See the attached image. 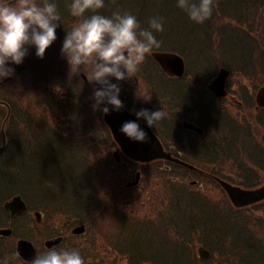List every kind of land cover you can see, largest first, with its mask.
Here are the masks:
<instances>
[{"label": "trees", "instance_id": "obj_1", "mask_svg": "<svg viewBox=\"0 0 264 264\" xmlns=\"http://www.w3.org/2000/svg\"><path fill=\"white\" fill-rule=\"evenodd\" d=\"M132 1L133 0H122L117 3L112 2L111 5L115 11L118 9L121 13L131 12ZM143 1L146 2L148 6L152 5L158 10V12L154 14H160L162 11H165V7L168 6L170 0ZM222 1L223 0H214L212 16L216 14L219 17V21L216 23L211 19L210 22L213 27L221 25V22H227L223 20L234 21V19L240 20V22H243L248 27L253 26L255 21L253 19H248V17L258 16L257 12L259 13L261 9L264 8L262 5L264 0H236V4L232 6L234 11H230L228 7H225L227 10L225 12L222 11L224 6L220 5ZM251 4H254L255 8H251ZM113 12L114 11H112V13ZM65 15L66 17L68 16V10L66 9ZM77 21L78 19L73 17L70 24H74ZM208 21L203 23L206 27ZM256 22H264V14L259 16ZM241 30H244V28H241ZM62 46L63 41L59 40L60 49H62ZM262 48L264 49V47L261 46L257 51H255V48H251L248 56H246L241 63L237 64L242 66V68L240 70L234 69V73L238 75H240L239 73L247 74L245 67L247 66L250 68L252 65V67L255 66L258 69L256 77L263 74L264 68H262V66H264V57L258 56L256 59L250 60L256 55L258 50H262ZM171 49L172 48L163 50L169 51ZM60 56L65 58L61 51ZM145 62L154 65L149 58L146 59ZM66 63L67 61L64 64ZM87 65L91 67L90 71L92 72V65ZM84 67L85 65L81 66V69ZM226 67L229 68V66ZM66 71L67 70L64 69L63 73L66 74ZM109 79L111 83L118 84V81L114 77H110ZM57 84L56 80L52 82V78L49 77L47 84L42 87L39 86L38 90L42 94H46L54 99L57 97V93L54 92L53 88H55ZM67 94L71 95L68 91ZM56 101L55 103L57 107H59V103ZM246 104L249 106H246ZM126 105L130 109L135 110L130 104ZM234 107L236 111H240L243 107L246 113H239L242 114V116L237 117L221 103V161L224 160L225 157L234 156L240 159V168L244 170L248 166L250 173L255 167H259L257 166V162L264 163V141L259 140L254 133H251L252 131L264 129V110L260 109L256 111L251 103L249 104L244 101L242 107H237L235 105ZM35 110L36 113L31 117L28 124V132L30 135L23 136L26 137L25 140L23 138L17 141V144H22L19 146H26L23 148V153H25L26 156L31 154L32 160L29 161L27 157L22 154L21 156H17V161H19L20 164V162L26 159L31 167L33 165L39 169L36 170L37 173L33 176L37 174L41 176L49 174L53 176L54 181L59 182V135L64 131L62 128H59V122L61 123L62 116L59 114V108L57 112L52 110L50 106L45 107L41 102L37 103ZM37 114L40 116H37ZM70 116V119L65 125V130L69 129L70 132H67L63 138L68 142H73L76 139L77 144H84V146L86 144L89 145L87 147H80L86 153H90V155L87 156L91 163L88 165L87 178L93 185L91 189L87 191L86 202L92 207L106 208L100 200H108L114 196L106 193V185L110 184L111 180H123L128 173L127 171H110L111 165L108 163L101 168L97 165L98 156L94 155V157H92V153H96L92 152L89 148L92 144H95L96 147H100V150L103 151L105 141L106 144L111 143L110 139L106 140L109 132L104 124L101 125V128L105 139L96 133L89 132L85 127L80 125V123L74 119V117H76L75 115L70 114ZM241 118L244 120L243 123H241ZM253 122H255L258 127L251 126ZM75 125L77 126L76 131H74ZM95 128L97 127L95 126ZM233 130L235 134H233ZM95 140L98 142L95 143ZM28 141L30 142V146L26 143ZM10 143L11 141H9L8 148L10 147ZM235 151L237 152L236 154L234 153ZM12 155L14 156V152H12ZM11 167L13 173L22 168L19 166L16 168L13 166ZM127 167L131 172H134L141 170L143 166L128 163ZM6 172L7 171L4 170L3 174ZM161 173L167 174L165 171H161ZM242 174L246 176V181L249 182L250 180L247 178L245 172L242 171ZM37 178L39 179V176H37ZM0 179H2L3 182L5 180L1 172ZM221 179L225 182H229L226 178L221 177ZM5 185L2 184V187L5 188H0L1 191L6 192L3 197L0 196V207L2 206V202L8 197L7 193L17 188H14V179L5 183ZM100 189H102V191H100ZM221 191L225 198L222 201L223 206L218 208H221V212L218 210L206 211L205 213L208 216L214 217L207 218L206 221L203 219V207L214 208L218 206L216 202L210 199V197L213 196L207 195L201 199L193 196L191 199H187L186 195H183V197L173 196L168 198V194H163L159 197L158 206L160 208L172 207L175 210L161 213L149 211L146 214L138 215L130 211L123 212L118 205H115L113 209L117 212L118 217L114 216L113 221L116 223L123 221L130 222L131 216L135 215L133 220L134 222L138 221L136 223L141 225L138 229V232H140L138 237L141 236L143 245L156 243L157 247H160V264H177L181 252H184L191 261V264H229V259L234 260L232 264H241L240 261L235 258L240 252L252 256L256 249V243L257 245L264 246V203L259 202L250 207L238 208L232 205L222 188ZM24 193L25 196L20 194L23 197H27V193ZM252 208L256 211V214L252 213ZM104 214L106 215L105 211L93 213V215L97 217L93 222L96 224L107 223V219L103 216ZM196 243L205 247L210 252V257L207 261L201 262L197 259L195 252ZM163 250H166L165 253H163ZM144 261L146 262L148 260ZM242 264H264V247H262L258 260L256 258H254V261L249 259L248 262Z\"/></svg>", "mask_w": 264, "mask_h": 264}, {"label": "rangeland", "instance_id": "obj_2", "mask_svg": "<svg viewBox=\"0 0 264 264\" xmlns=\"http://www.w3.org/2000/svg\"><path fill=\"white\" fill-rule=\"evenodd\" d=\"M120 1L122 0H104L105 7L101 9L104 16L111 17L112 11H115L111 3H117ZM54 2L57 4L61 17H65V9L67 10V5L71 3V0H54ZM176 4L177 0H170L168 2V6L165 7V11H162L160 14H154L157 13L158 10L155 9L152 5L148 6L147 3L143 0H133L131 2L132 10L129 13L135 15L141 26L145 28L148 27V22L152 17H163L164 31L162 33H154L156 39L162 42L160 48H172L179 54L182 59H185L188 63H197L200 67V69L198 70L203 75V72H211L214 66L215 59L210 53V48L218 47L219 51L221 52V63H217L215 68H217V66L219 65H221V67L229 66V68L226 67L230 71V76L227 78L226 81V87L232 89L233 93L238 97L240 101L248 102L249 104L251 103L252 107H254V93L260 85L264 84V73L260 74L259 77H256L258 69L255 66L252 67V65L250 66V68L247 66L245 67L247 74L239 73L240 75H238L237 73L235 74L233 70H240L242 68V66L237 64L241 63L245 59V57L248 56L249 50L251 48H255V51H257V49H260L261 46L264 47V22H256L257 18L264 14V8L261 9L259 13L257 12L258 16L248 17V19H253L255 21L253 23V26L250 27H248L243 22H240V20L238 19H234V21L223 20L227 22H221V29H219L217 34L218 41H215L214 36L207 33V27L204 24H198L193 22L184 11L176 7ZM235 4L236 0H223L220 3L221 6H224L222 11L225 12L227 11L225 7H228L230 11H234L232 9V6ZM262 5L264 6V3H262ZM250 7L255 8V5L251 4ZM72 18L73 16L70 14L68 8V16L63 19V25L67 27L65 31L66 33L67 31H71V29L83 19L82 17H74L77 18L78 21L74 24H70ZM211 18L216 23H218L219 17L216 14L213 15ZM240 27L244 28V30H241ZM65 36L66 34L59 32V40L64 41ZM59 40H55L54 44H51L46 49L43 58L37 57L36 48H30L29 55L24 60V62H22V64L32 69V73H35L36 75L37 73H39L38 71L41 70L43 72H47V75L55 79L54 74L59 73V69H65L69 66L67 59H65L66 57L63 58L60 56ZM214 44H217V47H214ZM258 52L250 60H254L258 56L264 57L263 48L262 50H258ZM213 53H216V51H214ZM217 54H219V52H217ZM66 61L67 63L64 64ZM53 62H57V65H55ZM262 68H264V66H262ZM86 71L90 72V70ZM29 72H31V70ZM192 74L193 72L190 73V76H192ZM157 76L164 78V76L156 66L144 61L139 66V70L137 73H135L134 77L122 80L127 81L126 84L128 87L125 88V91L122 93L124 101L132 100L137 105L138 103H141L142 108L148 109L149 111H154L151 106L145 105V101H147L148 104H151L153 106V101L155 97H160V100H162L161 94L157 91L160 86L166 89L167 94H172L173 92V88L169 84L163 83L159 85L156 81ZM209 79L210 78H208L207 81ZM70 80H72L71 77L67 75H59V94L68 88L72 91H75V86H71L68 84ZM122 81H118V85H120ZM29 83L32 92L36 91L38 87L35 84L33 78L31 82V76H29ZM131 87H134L135 90H133ZM167 103L168 101H165V104ZM246 106L249 105L246 104ZM228 110L232 113L234 112L237 117L242 116V114H239L240 112L236 111L234 108H228ZM163 111L166 113L165 119L171 120L170 110L165 109ZM211 113L212 110L209 106V103L206 101H195L194 107L189 108L187 110L188 116L200 118L201 120H207V115H210ZM172 120H177L176 112H173ZM243 121L244 120L241 118V123H243ZM158 125H160V122ZM251 126L258 127L255 122H253ZM59 128H61L60 125ZM66 133L67 132H64V134ZM251 133H254L259 140L264 141V129L252 131ZM233 134H235L234 130ZM162 141L166 144L169 143L171 141L170 133L164 131ZM97 142L98 141L95 140V143ZM28 143L30 142L28 141ZM89 148L92 150V152H96L95 155L98 156L97 165L102 164L103 161H109V157L112 158V151L111 154L108 155L107 153H105L104 150H100L101 148L96 147L94 144H92ZM234 153L236 154L237 152L235 151ZM22 154L23 146H19L14 150L15 157L21 156ZM2 160L4 163L0 164V172L2 173V176L5 178V180L3 182L2 179H0V188H5L2 187V184L5 185V183L13 179L14 188L17 187L16 189H12L10 190V192L7 193L8 197L6 199L16 194L21 195L25 194L24 192L28 193L29 198L24 197V199L27 200L29 207L30 205H33V202H36L45 205L52 210V212L49 214L50 218H45L49 219L48 221L50 225H59V223L62 222L59 215L56 214L57 212H59L60 207H55V205L51 206V202L54 199H58L56 195L51 193L59 192V183L69 182V186L67 187V189L61 187L62 191L59 192V194L69 193L72 199L74 195H77L81 200L85 199L87 201L86 195L89 183H87L84 179H80L81 177L88 175L87 169L89 163L87 162V153L82 148H76L72 143L68 141L59 139V182H56L54 181V178L49 177L47 181L37 183V186L40 191H44L47 194L35 193L37 187L35 186L36 184L33 183L34 172L30 163L27 160H23L19 165H16V162H12L13 155L11 152L5 154ZM11 166H13L14 168L18 166L22 168L13 173L11 171ZM257 166L259 167H255L253 171L249 173L248 166L244 170L240 168V159H237L234 156L225 157V159L221 161V177L228 179L231 184L242 188L256 187L258 185L260 186L264 183V163L257 162ZM4 170L7 171L5 174H3ZM242 171L245 172L247 178H249V182L246 181V176L242 174ZM167 176V174L163 175L162 173H152V177L156 178L154 179V182H158L159 179L162 178L167 179ZM73 180L78 181H75L76 183H73L71 182ZM183 182L184 183L182 184L188 186V179ZM124 185L125 183H123V186ZM206 186L207 183L204 184L203 188ZM207 187L208 189H210L211 196H213L210 197V199L218 204V206L214 208L222 207V201L225 199L222 191L221 198H218L220 197V194L215 192H213V194L211 193L212 191H214V187L212 185L211 187L209 185ZM5 194L6 192L0 190L1 197H3ZM48 194H51V197L53 199L50 197L43 198L44 196H48ZM179 196L183 197V195ZM138 204L139 203H134L131 206L135 207L138 206ZM37 208L39 207L37 206ZM141 208L142 210L140 211V213H138L139 215L144 212L150 211L153 208V205L146 203ZM159 209L160 213L163 212V208ZM66 210L67 209H63V211ZM251 210L252 213L256 214V211H254L253 208ZM24 217H27L26 220L28 223L32 222L30 221V217L28 214H26ZM4 218L5 217L2 215V212H0V223L4 221ZM23 219L19 222H23ZM136 222H134L133 218H131V221L129 223H135V225L133 226L140 228L141 225L137 224ZM114 228L115 227H113V229ZM14 229L15 236L22 237L25 235V226H23L22 224L16 223ZM156 247V243L141 245V249L146 254H153ZM262 247L264 246L257 245L256 243L254 255L250 256L240 252L235 258L239 260L241 264L248 262L249 259L254 261V258H256L258 260L262 251ZM229 260V264H232V262L234 263L233 259ZM177 264H191V261L184 254V252H181L178 257Z\"/></svg>", "mask_w": 264, "mask_h": 264}, {"label": "clouds", "instance_id": "obj_3", "mask_svg": "<svg viewBox=\"0 0 264 264\" xmlns=\"http://www.w3.org/2000/svg\"><path fill=\"white\" fill-rule=\"evenodd\" d=\"M104 7V0H71L70 14L84 18L67 31L61 53L67 59L71 73L77 74L81 66L92 65L87 79L101 86L94 90L92 107L108 114V107H100L104 103L115 110L124 107L119 99L118 84L111 83L109 78L122 81L134 77L146 56L161 46L162 42L154 33L164 31V18L152 17L145 28L129 12L121 13L117 9L111 17L99 14L98 10ZM176 7L193 22L203 24L212 16L214 0H177ZM88 11L94 14L85 17ZM60 21L54 0H0V80L14 74V69L6 65L9 62L21 64L28 54L26 46H35L37 57L43 58L46 49L57 39ZM135 115L145 119L150 128L166 118L163 109L152 112L141 109ZM120 131L133 140L148 141L147 133L136 122H125ZM0 264H8V258ZM30 264H85V260L79 250L53 247L38 254Z\"/></svg>", "mask_w": 264, "mask_h": 264}, {"label": "flooded vegetation", "instance_id": "obj_4", "mask_svg": "<svg viewBox=\"0 0 264 264\" xmlns=\"http://www.w3.org/2000/svg\"><path fill=\"white\" fill-rule=\"evenodd\" d=\"M21 84V81H19L18 89L17 85H7L0 88V102L9 108L10 104L8 101L13 103L15 107L18 103L17 107L19 108L22 98ZM25 90L26 82H24L23 104L29 107L31 98L28 93L26 94ZM228 94L231 93L229 92ZM230 96L233 95L231 94ZM17 97L18 101L16 100ZM25 117H28V111ZM18 130L22 131L20 128ZM35 212L33 213L35 214ZM39 214L40 217L36 218V222L23 225L25 226V239L32 245L33 248L30 246V250L35 252V257L55 247L57 250H79L85 260V264H137L140 261L141 256H137L130 263L127 255L118 253L115 247L120 246L121 243L114 239L117 234L112 235L110 242H104L99 239L101 235L99 232L96 230L90 231L89 225H85L82 231L74 233L73 229L78 226L70 224V220L59 223V225H56L54 231H49L48 226L50 225L44 222V215ZM59 217L62 220L60 211ZM7 227L9 226H2L1 228ZM91 227H94V225H91ZM7 240L0 237V261L8 258V264H30V262L21 261L17 257L15 250L13 252L12 248L6 246ZM121 252H125V249H121ZM135 252L140 253L138 248L135 249Z\"/></svg>", "mask_w": 264, "mask_h": 264}, {"label": "water", "instance_id": "obj_5", "mask_svg": "<svg viewBox=\"0 0 264 264\" xmlns=\"http://www.w3.org/2000/svg\"><path fill=\"white\" fill-rule=\"evenodd\" d=\"M152 57L168 75L177 77L182 75L183 61L178 56L168 53H153ZM228 75L229 71L221 68L216 79L209 86V90L214 92L217 96L225 97L226 91L224 86ZM255 101L257 106L264 107V86L258 89L255 95ZM106 107L109 108V113L104 114V121L124 154L139 162H150L160 158L170 159V155L163 151L159 141L151 134L148 128L125 111L123 107L119 110H115L112 105L107 103ZM128 121L136 122L140 128L147 133L148 141L146 143L133 140L120 131L122 125ZM185 127L190 128L187 124H185ZM221 186L236 207L247 206L264 198V186L254 190H242L225 182H221ZM5 208L10 211L11 215H16L25 210V205L19 197H14L10 202L5 204ZM24 245L25 242L19 243V249ZM198 252L201 258L207 256V252L202 248H200Z\"/></svg>", "mask_w": 264, "mask_h": 264}]
</instances>
